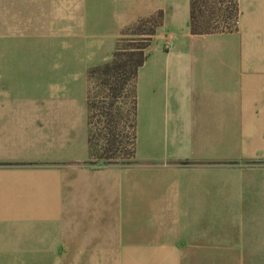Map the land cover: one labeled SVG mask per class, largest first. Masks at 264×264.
<instances>
[{
	"label": "crops",
	"instance_id": "0c3cea01",
	"mask_svg": "<svg viewBox=\"0 0 264 264\" xmlns=\"http://www.w3.org/2000/svg\"><path fill=\"white\" fill-rule=\"evenodd\" d=\"M238 4L234 33L192 35L189 0H135L116 23L117 43L162 13L130 166L89 165L87 76L83 100L64 58L0 54V264H264V0Z\"/></svg>",
	"mask_w": 264,
	"mask_h": 264
},
{
	"label": "rangeland",
	"instance_id": "374dc122",
	"mask_svg": "<svg viewBox=\"0 0 264 264\" xmlns=\"http://www.w3.org/2000/svg\"><path fill=\"white\" fill-rule=\"evenodd\" d=\"M96 1L98 6L93 12L83 8L79 13H61L50 3L46 9H37L36 4L30 7L24 0H0V54H46L49 70L53 72L62 63L56 59L64 58L66 64L62 68V80L72 85V91L80 90V96L85 100L87 73L110 61L116 43L112 36L115 25L130 12L135 0ZM108 35L111 36L110 43ZM103 41L104 45L101 44ZM102 79H94L89 87L90 101L99 106V109L92 110L91 121L96 148L101 144L99 130L103 119L100 109L103 105L97 98L104 95L100 86ZM130 102L126 97L115 106L122 152L123 149L128 150L125 146L132 134ZM119 163L124 162L119 160ZM99 164L95 159L89 162L92 167L99 168Z\"/></svg>",
	"mask_w": 264,
	"mask_h": 264
},
{
	"label": "trees",
	"instance_id": "16d2710c",
	"mask_svg": "<svg viewBox=\"0 0 264 264\" xmlns=\"http://www.w3.org/2000/svg\"><path fill=\"white\" fill-rule=\"evenodd\" d=\"M239 0H189V29L192 35L226 34L237 31ZM162 24V13L141 19L127 27L116 43L112 60L87 73L88 146L90 160L98 161L99 168L113 165L130 166L135 164L136 145V82L139 69L147 59V50L152 44L158 28ZM131 32V34H130ZM127 36L131 38L127 39ZM124 44V45H123ZM103 78L100 86L104 95L101 101L102 122L100 121L99 148L93 143L91 132L92 110L99 109L90 101V84L94 79ZM130 98L131 138L123 152L120 148L118 124L115 119V106L120 99ZM125 148V149H126ZM121 160L124 163H119ZM97 168V167H95Z\"/></svg>",
	"mask_w": 264,
	"mask_h": 264
},
{
	"label": "built area",
	"instance_id": "2783aa9c",
	"mask_svg": "<svg viewBox=\"0 0 264 264\" xmlns=\"http://www.w3.org/2000/svg\"><path fill=\"white\" fill-rule=\"evenodd\" d=\"M237 25H238V22H237Z\"/></svg>",
	"mask_w": 264,
	"mask_h": 264
}]
</instances>
